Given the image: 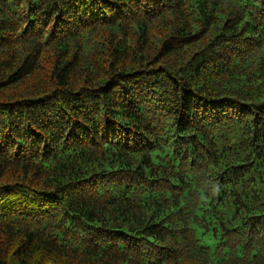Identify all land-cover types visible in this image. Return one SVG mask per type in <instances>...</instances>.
Listing matches in <instances>:
<instances>
[{
    "label": "trees",
    "instance_id": "1",
    "mask_svg": "<svg viewBox=\"0 0 264 264\" xmlns=\"http://www.w3.org/2000/svg\"><path fill=\"white\" fill-rule=\"evenodd\" d=\"M0 264H264V0H0Z\"/></svg>",
    "mask_w": 264,
    "mask_h": 264
},
{
    "label": "bare ground",
    "instance_id": "2",
    "mask_svg": "<svg viewBox=\"0 0 264 264\" xmlns=\"http://www.w3.org/2000/svg\"><path fill=\"white\" fill-rule=\"evenodd\" d=\"M12 199V198H11ZM10 219V218H9ZM15 221V220H14Z\"/></svg>",
    "mask_w": 264,
    "mask_h": 264
}]
</instances>
